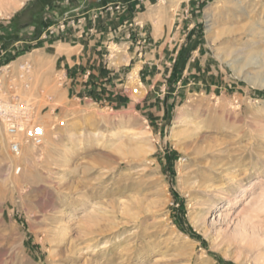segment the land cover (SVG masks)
<instances>
[{"label":"rangeland","instance_id":"rangeland-1","mask_svg":"<svg viewBox=\"0 0 264 264\" xmlns=\"http://www.w3.org/2000/svg\"><path fill=\"white\" fill-rule=\"evenodd\" d=\"M166 1L0 0V101L47 129L15 155L0 121V264H264V0ZM117 18L157 41L105 48L125 99L73 92L49 27Z\"/></svg>","mask_w":264,"mask_h":264},{"label":"crops","instance_id":"crops-1","mask_svg":"<svg viewBox=\"0 0 264 264\" xmlns=\"http://www.w3.org/2000/svg\"><path fill=\"white\" fill-rule=\"evenodd\" d=\"M131 6L133 7V4ZM132 7L125 13L127 17L130 15V19L135 18L133 16L134 14L130 12ZM120 24L119 18H117L111 26H105L103 28L93 26L90 20L86 26H76L69 28L65 33H61L62 38L69 39L70 43L67 44L69 46H67L64 52L57 53V61L61 63V69L65 72L66 82L70 84L69 89L73 92L81 93L92 98L97 95H103L111 99L125 97L124 92L128 91L130 76L125 79L120 71L123 66L134 65V57L132 56L128 62L117 65L111 62L112 54L108 58L106 53H104L105 48L116 34L118 36L123 35V39L128 40L129 28H125L124 25L119 26ZM148 31L150 32V46H152L157 41L152 31ZM141 32L142 29L137 33ZM137 33L135 32V34ZM132 41L130 43L134 44ZM125 47L119 46L120 51H124ZM120 51L115 50V52L121 53ZM118 58L119 56L116 55L115 59L118 60ZM140 62L142 66L139 71L145 66L150 70L152 68L150 66H153V63L150 61L141 60Z\"/></svg>","mask_w":264,"mask_h":264},{"label":"built area","instance_id":"built-area-1","mask_svg":"<svg viewBox=\"0 0 264 264\" xmlns=\"http://www.w3.org/2000/svg\"><path fill=\"white\" fill-rule=\"evenodd\" d=\"M121 9V5L117 4L116 6H110L108 9ZM126 6H124V10H126ZM93 17L97 18L98 13H93ZM81 19H70L62 21L58 26H50L49 31L51 34L57 32L60 28L65 31L71 27H75L77 24H81ZM127 23V22H126ZM138 24V23H136ZM133 23H129V33L128 39H135L134 42L137 45V52L139 56L142 55L144 47L150 44V33L149 31L142 25V32L135 34V30L133 28ZM25 69L21 74V78L26 80L29 78L30 72V64L25 63L23 65ZM13 88V86L11 85ZM134 92H138V89L135 88ZM90 96H86L89 98ZM92 98V97H91ZM0 120L5 126L6 134L9 136V145L10 149L15 154H20L22 151L23 142H32L35 146H42L46 139L47 129L41 123L33 122L32 118V107L26 102L22 101L19 98H16L14 101H0ZM61 124H64L63 121Z\"/></svg>","mask_w":264,"mask_h":264},{"label":"bare ground","instance_id":"bare-ground-1","mask_svg":"<svg viewBox=\"0 0 264 264\" xmlns=\"http://www.w3.org/2000/svg\"><path fill=\"white\" fill-rule=\"evenodd\" d=\"M166 6L167 7H169L171 4H173L174 3V0H167L166 2ZM157 29H159V27L157 26ZM115 48V50H117V51H120V48L119 47H117V46H114ZM121 52V51H120ZM1 121V120H0ZM5 127V126H4ZM5 131H6V129H5ZM133 132H135V131H133ZM7 133V132H6ZM56 136V135H55ZM54 136V137H55ZM9 137V136H8ZM0 140H1V144H3V142H4V139H3V137H1L0 138ZM10 142V141H9ZM121 144V143H120ZM5 146V145H4ZM24 147H25V142H23V145H22V151L20 152V154H15V153H13L12 151H11V149H10V151L13 153V154H15V155H21L22 154V152H23V149H24ZM122 147V146H121ZM136 150V149H135ZM31 153V152H30ZM29 153V154H30ZM30 156H31V154H30ZM20 157V156H19ZM29 160V155L26 153V151L23 153V156H21V158L19 159V162H23V163H25V162H27ZM219 201L220 200H217V201H215L214 203L215 204H218L219 203ZM220 205V204H219ZM219 205H218V207H219Z\"/></svg>","mask_w":264,"mask_h":264}]
</instances>
